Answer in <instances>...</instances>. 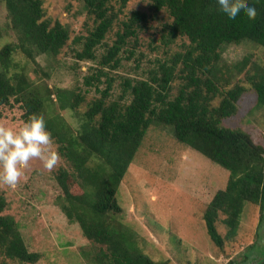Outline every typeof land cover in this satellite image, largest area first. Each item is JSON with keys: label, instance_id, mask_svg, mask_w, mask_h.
<instances>
[{"label": "trees", "instance_id": "obj_1", "mask_svg": "<svg viewBox=\"0 0 264 264\" xmlns=\"http://www.w3.org/2000/svg\"><path fill=\"white\" fill-rule=\"evenodd\" d=\"M0 1L6 9V27L14 36L13 42L0 47V105L17 104L24 121L33 114L44 117L56 152L65 162L53 173L60 190L54 201L93 244V248L81 249L88 263L161 264L140 249L133 229L120 220L116 197L120 181L151 125L171 127L178 142L228 170L225 186L214 192L203 210L206 232L213 244L221 247L225 239L235 236L246 201L259 205L257 228L261 230L264 145L254 142L239 127L221 124L223 116L235 111L246 87L238 81L223 89L218 84L229 85L231 78L245 69V81L256 95L255 106H264V59L252 51L233 67L221 63L226 44L250 43L257 52H264V0H248L257 15L252 20L243 17L237 25L223 18L216 0H149L148 12L132 10L120 20L121 28L116 29L109 44L104 39L127 0H80L92 26L85 35L75 36L79 49L74 50V56L96 60L92 72L83 77L84 86H94L99 92L91 100L74 88L34 84L24 72L23 63L15 60L14 54L19 51L34 63V72L40 69L48 75L35 56L56 58L69 39L68 27L45 17L42 0ZM162 12L166 19L160 23V43L168 46L177 37H185L186 47L143 67L137 61L135 68L144 77L122 76L119 93L111 98L113 79L108 72L121 66L122 52L133 55L134 47L127 46L128 40L136 42L138 30L146 28L149 20H159ZM99 45L106 50L96 58ZM252 54L259 59L246 68ZM179 63L182 68L177 71ZM102 77L105 86L99 89ZM175 78L181 79L178 86L173 84ZM221 92L218 105H211ZM82 103L86 105L84 110H80ZM54 105L68 110L76 124L67 123L54 112ZM7 207L5 196L0 194V264H7L5 259L33 264L40 255L27 250L16 220L4 212ZM219 220L227 230L223 236L217 231ZM260 240L257 236L241 255L250 264H264Z\"/></svg>", "mask_w": 264, "mask_h": 264}, {"label": "rangeland", "instance_id": "obj_2", "mask_svg": "<svg viewBox=\"0 0 264 264\" xmlns=\"http://www.w3.org/2000/svg\"><path fill=\"white\" fill-rule=\"evenodd\" d=\"M148 2L149 0H127L123 12L119 14L104 42L111 43L116 29L121 28L120 20L125 19L130 11L148 12ZM42 6L45 17L58 20L68 27L69 39L56 58L43 54L35 56L40 67L49 76L40 69L34 72L31 69L34 63L19 51L14 54L15 60L23 63L24 72L36 85L74 88L84 94L87 100L99 96L94 86L83 84V77L92 72L96 60L77 59L74 56V50L79 49L75 36L85 35L92 26V19L81 7V1L42 0ZM165 19L166 13L162 12L159 20H149L146 28L138 30L136 42L132 44L128 40L127 46L134 47L133 55L122 52L121 66L108 72L113 79L111 98L118 95L122 76L133 79L144 77L143 74L140 75L141 70L135 68L137 61L140 63L139 67H143L155 59L170 56L174 51H182L186 47L188 40L185 37H177L168 46L160 43V23ZM6 22V9L0 1V47L6 42L14 41ZM105 50L104 45L97 46L96 58ZM252 51L264 59V52H257L256 47L250 43L226 44L222 48L221 63L233 67ZM126 54L129 58H126ZM259 57L250 55L246 68L250 67L252 60ZM181 68L182 64L179 63L177 71ZM244 72L245 69L231 78L227 86L218 84L219 89H223L238 81L246 87L236 102L235 111L223 116L221 124L231 128L239 127L254 142L264 145V106H255L256 95L245 81ZM103 80L104 77L98 83L99 89L105 86ZM179 83L181 79L175 78L174 86ZM221 93L214 96L211 105H218L223 96V92ZM85 107V103H82L80 110ZM52 109L60 113L67 123L73 126L76 124V119L68 110H59L56 105ZM22 111L17 104L0 105V126L19 127L24 121L21 118ZM50 150L56 152L53 141ZM59 165H65L60 156L51 170L44 168L39 159H33L14 188L0 184V194L5 196L8 203L4 212L11 214L16 220L27 250L39 253V258L33 264H90L81 254V249L93 248V244L83 235L79 224L68 220L54 201L60 190L53 173ZM227 177V169L178 142L172 135L171 127L151 125L120 181L116 193L121 209L119 218L133 229L140 249L161 264H250L251 261L245 259L246 256H241L247 251L246 247L257 236L264 246V226H261V230L257 228L260 213L258 204L248 201L243 203L236 234L232 239H225L221 247L213 244L206 232L203 210L214 192L225 186ZM262 222L264 223V216ZM216 227L219 234L225 235L227 230L221 220L217 221ZM5 260L7 264H21Z\"/></svg>", "mask_w": 264, "mask_h": 264}, {"label": "clouds", "instance_id": "obj_3", "mask_svg": "<svg viewBox=\"0 0 264 264\" xmlns=\"http://www.w3.org/2000/svg\"><path fill=\"white\" fill-rule=\"evenodd\" d=\"M216 5L228 22L240 23L243 17L255 19L256 8L248 0H216ZM52 138L43 116L33 114L17 128L0 126V184L15 187L30 161L39 159L51 170L59 156L50 150Z\"/></svg>", "mask_w": 264, "mask_h": 264}]
</instances>
